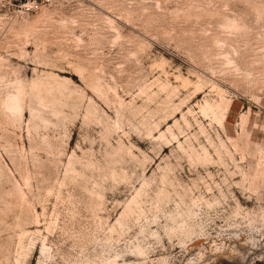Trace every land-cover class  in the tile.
Returning <instances> with one entry per match:
<instances>
[{
	"label": "rangeland",
	"instance_id": "obj_1",
	"mask_svg": "<svg viewBox=\"0 0 264 264\" xmlns=\"http://www.w3.org/2000/svg\"><path fill=\"white\" fill-rule=\"evenodd\" d=\"M24 1L0 264H264V0Z\"/></svg>",
	"mask_w": 264,
	"mask_h": 264
},
{
	"label": "built area",
	"instance_id": "obj_2",
	"mask_svg": "<svg viewBox=\"0 0 264 264\" xmlns=\"http://www.w3.org/2000/svg\"><path fill=\"white\" fill-rule=\"evenodd\" d=\"M22 6H23V12L27 15L40 8V1L38 0L24 1Z\"/></svg>",
	"mask_w": 264,
	"mask_h": 264
},
{
	"label": "bare ground",
	"instance_id": "obj_3",
	"mask_svg": "<svg viewBox=\"0 0 264 264\" xmlns=\"http://www.w3.org/2000/svg\"><path fill=\"white\" fill-rule=\"evenodd\" d=\"M16 96H17V95H16ZM15 105H16V104H15ZM15 105H14V106H15Z\"/></svg>",
	"mask_w": 264,
	"mask_h": 264
}]
</instances>
